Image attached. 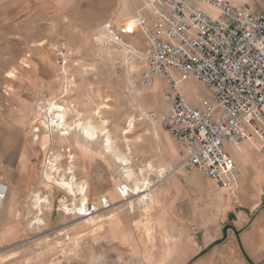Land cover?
<instances>
[{"label": "rangeland", "instance_id": "1", "mask_svg": "<svg viewBox=\"0 0 264 264\" xmlns=\"http://www.w3.org/2000/svg\"><path fill=\"white\" fill-rule=\"evenodd\" d=\"M231 2L257 12L250 0ZM139 6V0H0V172L3 161L16 159L26 142L39 180L17 205L23 226L18 237L0 245V264H178L200 234L199 224L209 222L213 198L207 178L197 168L180 169L174 136L160 124L141 119L144 110L162 111L166 109L160 106L168 104L163 90L136 85L148 67V41L139 27L135 36L122 28L135 19ZM109 23L115 35L140 53L114 36L113 41L104 38L103 27ZM56 48L68 54L65 66ZM157 78L165 89V80ZM184 81L199 104L211 95L205 83ZM52 102L69 110L71 123L92 120L106 128L129 165L106 149V136L89 140L79 130L66 136L57 127L50 134L45 116ZM126 167L140 181L156 183L152 194L165 187L163 195L142 202L133 194L124 200L119 185H135ZM47 169L59 180L64 173L67 179L75 175L87 186L90 203L101 206L105 195L111 209L90 218L66 215L61 208L69 191L49 183ZM37 194L49 200L41 212L35 205Z\"/></svg>", "mask_w": 264, "mask_h": 264}, {"label": "built area", "instance_id": "2", "mask_svg": "<svg viewBox=\"0 0 264 264\" xmlns=\"http://www.w3.org/2000/svg\"><path fill=\"white\" fill-rule=\"evenodd\" d=\"M147 9L154 12L153 23ZM135 20L148 41L144 54L148 67L136 85L149 87L157 77L163 78L169 107L164 112L144 110L141 119L161 122L181 143L180 167L197 168L236 195L240 171L225 141L238 148L248 142L264 150V9L254 12L247 4L230 0H145ZM105 27L114 34L112 24ZM122 32L135 33L125 27ZM116 42L140 53L118 35ZM56 52L65 66L70 61L68 54L60 48ZM190 77L211 89L202 107L193 105L183 90L182 80ZM34 131L40 132V127ZM147 180L153 189L156 183ZM118 190L124 200L136 194L126 181ZM150 193L143 195L145 201ZM0 197L1 202L5 191ZM85 204L88 210L80 213L79 207ZM111 206L105 195L99 206L88 197L83 201L81 195L79 201L76 194L67 192L61 209L81 219Z\"/></svg>", "mask_w": 264, "mask_h": 264}, {"label": "crops", "instance_id": "3", "mask_svg": "<svg viewBox=\"0 0 264 264\" xmlns=\"http://www.w3.org/2000/svg\"><path fill=\"white\" fill-rule=\"evenodd\" d=\"M250 1L257 12L262 10L259 5H264V0ZM139 3L138 8L145 4V0H139ZM147 13L153 23L154 12L147 9ZM136 32L130 36H135ZM190 79L196 80L194 77ZM153 85L151 91L163 90L162 95L165 97L163 82L157 78ZM182 87L189 101L202 107L203 98L199 104L184 79ZM160 107L166 110L157 112L169 109L166 104ZM157 123L163 127L161 122ZM176 141L180 146L181 162L182 146L177 139ZM28 148L26 142L22 143L17 155L14 152L16 159L3 161L5 167L0 172V192L5 191V197L0 202V245L8 244L12 237L20 235L22 213L17 212V205L25 200L27 192L39 182L37 173L29 162L26 152ZM225 149L233 156L240 171L237 193L233 195L230 191L217 190L215 180L200 171L207 178L208 192L213 198V204L209 208L212 216L208 217L209 222L204 220L199 224L200 234L197 239L192 240L189 245L191 249L178 258V264H190L191 261L192 264H264V150H257L248 142L238 148L230 140L225 141ZM182 168L195 169L180 167ZM164 191L165 187H158L152 194V201L159 199Z\"/></svg>", "mask_w": 264, "mask_h": 264}, {"label": "bare ground", "instance_id": "4", "mask_svg": "<svg viewBox=\"0 0 264 264\" xmlns=\"http://www.w3.org/2000/svg\"><path fill=\"white\" fill-rule=\"evenodd\" d=\"M126 30H133L134 32L137 31V24L135 19L129 20L126 25H125ZM104 31V38L112 40L113 41V36L116 37L115 34H111L109 30H107L106 27H103ZM110 35H107V34ZM102 34H100V38H103ZM116 41V39H114ZM122 45H125L124 43ZM105 107H108L107 104H105ZM68 112L69 110L64 106L58 105L56 102H52L50 107L46 109V119L47 121L45 122L47 127L49 128L50 131H52V127H57L60 129V131H63V133L69 134L73 130H79L81 133H83L89 140H95L100 136H106V149L112 153L116 159H118L120 162L125 164L126 166L129 165V160L126 155H124L122 152H120L115 146L112 141V138L110 136V133L106 131V128L103 126L99 125L97 122L88 120V121H82V120H77L74 123L69 122L68 120ZM99 113V112H98ZM40 124V123H39ZM134 125L133 121L131 120L130 122V127ZM66 130V131H64ZM128 132V131H126ZM106 133V135H104ZM99 139V138H98ZM70 151V150H69ZM75 156V155H74ZM70 157L74 158L73 155H70ZM71 162L73 161L72 159L70 160ZM74 162V161H73ZM75 163V162H74ZM74 165V164H73ZM126 172L127 175L130 178L135 177V185H134V190L137 195L140 196V200L142 202H146L143 195L145 194L146 191L150 193L152 189V184L150 180H144L140 181L134 171L130 169L129 167H126ZM71 169V168H70ZM48 169L45 171V177L48 180L49 183L51 184H56L58 187L65 189L69 192H72L76 194V191H78L81 195H83V201L87 200L86 196V188L87 186L85 183H79L77 182V179L75 175H73L72 179H67L65 177V173L60 177V180L56 177H53L52 175L48 174ZM72 172V171H71ZM149 201H152V193H150L149 196ZM49 203V200L47 198L41 197L39 194L36 195L35 197V205L39 209V212L42 211L41 207L43 204ZM88 210V205H82L79 207L80 213H85ZM37 222L40 224L43 222V219L39 216L37 218Z\"/></svg>", "mask_w": 264, "mask_h": 264}]
</instances>
